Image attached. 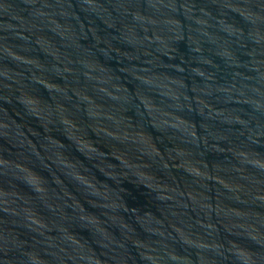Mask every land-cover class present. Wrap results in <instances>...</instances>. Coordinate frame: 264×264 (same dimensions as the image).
<instances>
[{
    "label": "water",
    "instance_id": "water-1",
    "mask_svg": "<svg viewBox=\"0 0 264 264\" xmlns=\"http://www.w3.org/2000/svg\"><path fill=\"white\" fill-rule=\"evenodd\" d=\"M0 264H264V0H0Z\"/></svg>",
    "mask_w": 264,
    "mask_h": 264
}]
</instances>
